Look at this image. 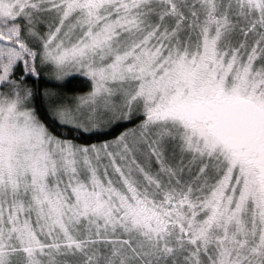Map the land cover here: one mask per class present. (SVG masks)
<instances>
[{
	"label": "snow or ice",
	"instance_id": "obj_1",
	"mask_svg": "<svg viewBox=\"0 0 264 264\" xmlns=\"http://www.w3.org/2000/svg\"><path fill=\"white\" fill-rule=\"evenodd\" d=\"M0 264H264V0H0Z\"/></svg>",
	"mask_w": 264,
	"mask_h": 264
}]
</instances>
